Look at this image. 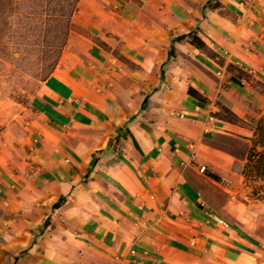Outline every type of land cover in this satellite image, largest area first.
Listing matches in <instances>:
<instances>
[{"label": "crops", "instance_id": "0c3cea01", "mask_svg": "<svg viewBox=\"0 0 264 264\" xmlns=\"http://www.w3.org/2000/svg\"><path fill=\"white\" fill-rule=\"evenodd\" d=\"M73 19L1 131L0 264H264L223 217L243 181L229 140L252 131L216 116L264 114L241 74L264 84V0H79Z\"/></svg>", "mask_w": 264, "mask_h": 264}, {"label": "rangeland", "instance_id": "374dc122", "mask_svg": "<svg viewBox=\"0 0 264 264\" xmlns=\"http://www.w3.org/2000/svg\"><path fill=\"white\" fill-rule=\"evenodd\" d=\"M27 14L28 17L22 22L12 17L6 36L0 39V135L4 128L25 114L38 83L44 80L53 64L58 65L69 34L80 31L74 19L69 32L58 26L53 30L54 37L48 42L54 53L45 54L47 43L42 35L43 26L32 11L29 10ZM60 44L63 48L56 50ZM247 148L229 140V149L240 158ZM236 168H240V165ZM249 192L243 179L240 191L234 195L238 202L233 201L223 217L230 223H236L239 219L243 221L246 235L256 238L264 250V204L250 201ZM215 204L219 202L216 200Z\"/></svg>", "mask_w": 264, "mask_h": 264}, {"label": "trees", "instance_id": "16d2710c", "mask_svg": "<svg viewBox=\"0 0 264 264\" xmlns=\"http://www.w3.org/2000/svg\"><path fill=\"white\" fill-rule=\"evenodd\" d=\"M79 0H0V39L6 36L7 30L10 27V20L12 17H17L19 20H24L28 16V11L37 16L41 25L43 26L42 35L46 40L47 47L45 48V54L54 53L51 52L49 45V39L53 36V30L58 26H62L69 32L73 26V16L77 9ZM219 7V2L214 3V8ZM54 28V29H53ZM176 40H187L190 44L201 49L204 52L210 53L207 45L199 38L196 32H190L187 35L178 37ZM67 43V41H66ZM65 44L63 46L65 47ZM60 44L56 50L63 48ZM54 51V50H53ZM172 51L170 55H172ZM50 71L45 76L47 79L54 71L56 64L52 65ZM253 84V87L264 95V84L260 81H252V79L245 73H241ZM43 80V81H44ZM189 93L195 95L201 100H204L203 96L189 89ZM220 113H216V116L232 124H237L245 128H249L252 131V136L249 138V145L244 155L240 158V168L235 170L244 179V184L247 189L250 190L248 198L253 203L264 204V114L261 115L253 123H250L225 106H219ZM236 157V154L233 153ZM243 203L248 205V202L243 200Z\"/></svg>", "mask_w": 264, "mask_h": 264}, {"label": "built area", "instance_id": "2783aa9c", "mask_svg": "<svg viewBox=\"0 0 264 264\" xmlns=\"http://www.w3.org/2000/svg\"><path fill=\"white\" fill-rule=\"evenodd\" d=\"M200 172H201V173H205V172H206V168H205V167H201V168H200Z\"/></svg>", "mask_w": 264, "mask_h": 264}]
</instances>
